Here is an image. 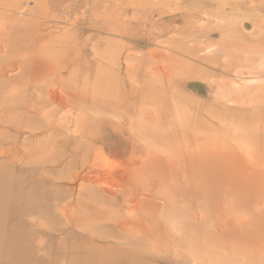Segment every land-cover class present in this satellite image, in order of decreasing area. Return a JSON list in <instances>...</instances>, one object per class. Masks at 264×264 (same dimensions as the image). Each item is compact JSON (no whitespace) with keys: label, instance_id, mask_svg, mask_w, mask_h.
Instances as JSON below:
<instances>
[{"label":"rangeland","instance_id":"1","mask_svg":"<svg viewBox=\"0 0 264 264\" xmlns=\"http://www.w3.org/2000/svg\"><path fill=\"white\" fill-rule=\"evenodd\" d=\"M0 43V264H264V0H0Z\"/></svg>","mask_w":264,"mask_h":264},{"label":"bare ground","instance_id":"2","mask_svg":"<svg viewBox=\"0 0 264 264\" xmlns=\"http://www.w3.org/2000/svg\"><path fill=\"white\" fill-rule=\"evenodd\" d=\"M2 39H3V38H2ZM8 39H9V38H8ZM1 41H3V40H1ZM2 43H3V42H2ZM0 44H1V43H0ZM3 45H4V44H3ZM8 46H9V45H8ZM1 48H2V47H1ZM1 48H0V49H1ZM6 48H7V47H6ZM2 49H3V48H2ZM4 50H5V49H4ZM16 72H17V71H16ZM241 86H242V85H241ZM56 92H57V91H56ZM218 92H219V91H218ZM59 95H60V94H59ZM50 97H51V95H50ZM52 97H53V96H52ZM56 97H57V96H56ZM53 99H54V97H53ZM64 100H65V99H64ZM54 101H55V99H54ZM56 101H57V103L59 102V100H56ZM56 101H55V102H56ZM62 103H63V102H62ZM54 106H55V105H54ZM65 115H66V114H65ZM68 116H69V115H68ZM146 141H147V140H146ZM144 142H145V141H144ZM147 142H148V141H147ZM100 158H101V157H100ZM105 163H107V162L105 161ZM92 166H93V165H92ZM117 167H118V166H117ZM94 168H95V167H94ZM107 168H108V167H107ZM107 168H106V169H107ZM118 168H119V167H118ZM110 169H111V168H110ZM138 169H140V168H137V171H139ZM95 170H96V169H95ZM132 170H133V169H132ZM132 170H131L130 172H132ZM135 170H136V169H135ZM147 170H148V169H147ZM113 171H114V170H112V169L110 170V173L112 172L111 174H112L113 176H115V175L117 174V171H118V173L120 172V173H122V174L117 175V179H118L117 181L114 180L113 182H109V183H111V184H109V183H105V182H104V183L106 184V185H104V183H103L104 186H102V188H101V187H100V188L102 189L101 192L104 193L105 195H108V196H112V197L118 198V197H119L118 195H119V192H120V193L122 194L121 196L123 197V199H127V201H128V199H129V197H128V193H129V192H127V191H129V190H131L132 188H134V187H133L134 185H139L138 182H140L141 187H143L144 190H146L145 188L147 187V183H148L147 180H148V179L146 180V178H144V177L142 176V171H144V170L141 171V174H140L139 172H138L137 174H134L135 171L133 170V171H134V173L132 174L133 177H132V179L128 180V182H126L127 179L125 180V176L128 177V178H130L131 175L129 176V174H128V172H127L126 169H123V168L121 167L120 169H117L116 172L114 171L115 173H113ZM156 171H157V170H156ZM155 173H156V172H155ZM111 174H110V175H111ZM143 174H144V173H143ZM85 175H86V174H85ZM147 175H148V174H147ZM79 176H80V175H79ZM86 176H87V175H86ZM101 176H102V175H101ZM101 176L99 175V178H98V173H97V171H96L93 177L90 176V178H89V177L84 178V177L82 176L81 179H82V180L84 179L83 181H87V183H89V184H90V183H91V184H92V183H94V184H96V183L99 184V182L102 181V180H101ZM113 176H112V179H113ZM120 177H121V179H120ZM79 178H80V177H79ZM133 178H134V182H133ZM150 179H151V178H150ZM82 180H81V181H82ZM152 180H153V179H152ZM160 181H161V180H160ZM170 181H171V180H170ZM102 182H103V181H102ZM155 183H156V182H155ZM158 184H159V181H158ZM158 184H157V185H158ZM161 185H162V184H161ZM98 186H99V185H98ZM159 186H160V185H158V187H159ZM141 187H140V188H141ZM148 187H149V186H148ZM163 187H164V186H163ZM160 188H161V186H160ZM160 188H159V189H160ZM134 189H135V188H134ZM161 190H163V188H162ZM132 191H133V190H132ZM166 191H167V190H166ZM125 192H127V193H126L127 195L125 194ZM135 192H136V191H135ZM135 192H134V193H135ZM141 192H142V191H141ZM164 192H165V191H164ZM148 193H149L148 190H147V191H144L143 194L140 195V197H139L138 200H137V198H138L139 195L137 194V195H136V196H137V197H136L137 202L135 203V200L132 201V202H134V204L131 203V204H132L131 207L134 205V208H136V209L139 208V205H138L139 200H142V199H143L142 201H147V200H148L147 198H148V197H151V196H148ZM154 193H155V192H154ZM161 193H162V192H158V194H157L156 196L158 197L159 194H161ZM149 194H150V193H149ZM162 194H164V193H162ZM151 195H152V193H151ZM165 196H166V194H164L163 197L161 196V198L163 199V201H159V202H161V203L163 202V204H164V205L162 204L163 206H165V204H166V203L164 202L165 199H166V200H169V198L166 196V197L168 198V199H167V198H165ZM127 197H128V198H127ZM157 197H156V198H157ZM131 198H132V195L130 194V200H131ZM153 198H154V196L151 197L152 200H153ZM161 198H160V199H161ZM160 199H159V197H158V200H160ZM154 200H156V199L154 198ZM154 200H153V201H154ZM150 202H151V201H150ZM156 202H157V201H156ZM156 202H155V203H156ZM166 202H168V201H166ZM169 202H170V200H169ZM146 203H147V202H145V204H146ZM148 203H149V201H148ZM148 203H147V204H148ZM152 203H153V202H152ZM171 204H172V202L170 203V206H171ZM176 204H177V203H176ZM157 205H160V203L157 204ZM167 205H168V210H169V209H170V208H169V204H167ZM173 205H174V204H173ZM131 207H130V208H131ZM158 207H159V210H160V207H162V206H158ZM158 207H157V208H158ZM165 207H167V206H165ZM130 208H129V212H130ZM132 208H133V207H132ZM134 208H133V209H134ZM171 208H172V207H171ZM64 209L71 210V211L74 209V210H77V211H78L77 213H79V214L82 215V212H81V211H82L83 208H82L80 205H78V207H74V206H72V205L69 204V206H67V208L65 207ZM164 209L167 210L166 208H164ZM137 210H138V209H137ZM143 210H144V209H143ZM145 210L148 211L149 209H145ZM145 210H144V211H145ZM159 210H158V211H159ZM165 210L163 211V208H162V212H160V211H159V212L162 213V215H163L164 213L167 214L168 211L165 212ZM138 211H139V210H138ZM150 211H151V210H150ZM67 212H68V211H67ZM141 212H142V211H141ZM70 213H72V212H70ZM142 213H143V212H142ZM157 213H158V212H157ZM138 214H139V213H138ZM172 214L174 215V213H172ZM172 214H170V215L168 214V215H166V216L164 215L165 217L163 216V217H164L165 219H167V220H168V216H169V217H170V216L172 217V218H169L168 221H166V222H168L167 224H171V223H169L170 220H171V222L173 221V222H172L173 225H174V224H177V223L174 222V221H176L177 219H176V220H172L173 217H175V216H173ZM162 215H161V214L158 215V216H160L159 218H161ZM175 215H176V214H175ZM158 216H157V217H158ZM155 217H156V216H155ZM72 218H73V215H72ZM81 218H82V217H81ZM164 218H163V219H164ZM163 219L161 218V220H163ZM174 219H175V218H174ZM178 219H179V218H178ZM188 219H189V218H188ZM190 219H191V218H190ZM74 220H75V219H74ZM80 220H81V219H80ZM124 220H125V219H124ZM161 220H160V221H161ZM183 220H184V219H183ZM156 221H157V220H156ZM163 221H164V220H163ZM193 221H194V220H193ZM128 222H129V221H127V222L125 221L124 223H121V224H120V227H121V229H122L124 232H125V230H129V228H130V227H129L130 223H128ZM172 224H171V225H172ZM77 225H78V224H77ZM171 225H170V226H171ZM130 226H131V225H130ZM156 226H157V225H156ZM1 227H3V226H1ZM174 227H175V226H174ZM174 227H173V228H174ZM118 229H119V228H118ZM129 231H130V230H129ZM130 233H131V232H130ZM126 234H129V232L126 231ZM130 235H132V234H130Z\"/></svg>","mask_w":264,"mask_h":264},{"label":"water","instance_id":"3","mask_svg":"<svg viewBox=\"0 0 264 264\" xmlns=\"http://www.w3.org/2000/svg\"><path fill=\"white\" fill-rule=\"evenodd\" d=\"M240 28L242 29V31H244L245 33H247V34H252V33H254V31H255V26H253V25H250L249 23H247V22H241L240 23ZM205 92H207L208 93V95H210L211 93V86H207V87H205V90H204Z\"/></svg>","mask_w":264,"mask_h":264}]
</instances>
